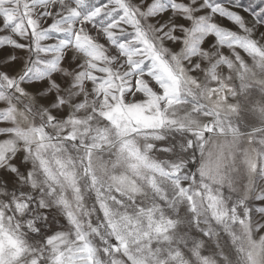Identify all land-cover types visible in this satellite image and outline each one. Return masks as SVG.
Returning <instances> with one entry per match:
<instances>
[{"label": "snow or ice", "instance_id": "obj_1", "mask_svg": "<svg viewBox=\"0 0 264 264\" xmlns=\"http://www.w3.org/2000/svg\"><path fill=\"white\" fill-rule=\"evenodd\" d=\"M0 264H264V0H0Z\"/></svg>", "mask_w": 264, "mask_h": 264}, {"label": "rangeland", "instance_id": "obj_2", "mask_svg": "<svg viewBox=\"0 0 264 264\" xmlns=\"http://www.w3.org/2000/svg\"><path fill=\"white\" fill-rule=\"evenodd\" d=\"M243 2L247 5L251 3L253 6L259 5L261 3V0H243Z\"/></svg>", "mask_w": 264, "mask_h": 264}]
</instances>
